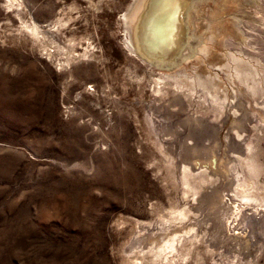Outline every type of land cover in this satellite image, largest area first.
<instances>
[{"label":"rangeland","instance_id":"1","mask_svg":"<svg viewBox=\"0 0 264 264\" xmlns=\"http://www.w3.org/2000/svg\"><path fill=\"white\" fill-rule=\"evenodd\" d=\"M19 1L17 7L0 0V264H168L125 249L140 223L190 205L211 180L201 173L188 186L180 181L176 153L169 150L165 158L160 152L152 106L159 104L158 123L186 110L219 116L215 137L225 157L234 89L226 72L233 74L231 53L252 63L257 79L263 72L264 0H204L194 25L202 38L197 53L174 66L129 44L130 36L138 39L130 14L139 0ZM240 21L252 27V39L237 29ZM25 23L38 25L40 36ZM229 37L251 41V54L225 45ZM199 71L214 75L225 108L209 105L200 86L176 89L175 81ZM177 93L186 110L173 106L164 118L167 100ZM246 98L252 128L244 137L260 164L253 186L264 208V110ZM175 136L168 135L172 144ZM247 223L245 230L256 235ZM242 224L236 220L234 231ZM207 229L200 240L183 241L182 255L173 256L177 264H264V229L246 249L256 257L237 245L229 250L228 241L209 248Z\"/></svg>","mask_w":264,"mask_h":264},{"label":"bare ground","instance_id":"2","mask_svg":"<svg viewBox=\"0 0 264 264\" xmlns=\"http://www.w3.org/2000/svg\"><path fill=\"white\" fill-rule=\"evenodd\" d=\"M7 1L12 5L15 4L17 7L20 6L21 3L19 0ZM139 2L140 8H136L134 12V4L132 8L134 14H130L132 15V27L136 30V38H138L135 40L133 37L135 35H129L128 42L132 48H141V51L145 49L147 52L150 50L156 53L160 58L170 60L173 66L183 58L185 59V56H192L197 53L202 38L200 35L194 33V25L195 19L197 20V18H199L198 15L196 16V10H198V7L204 0H139ZM256 10L258 11L257 8L252 10L253 13H257ZM249 11L251 13V9L248 10V12ZM202 24H204V22ZM236 25L237 29L244 35L243 37L246 38L249 36L250 39L253 38V35H251L252 27L248 23L240 21ZM25 27L30 30L29 33L31 32L34 37L40 36L41 31L38 25L34 23L31 25L25 23ZM236 36L233 37L236 38ZM231 38L229 37L226 39L225 45L242 52V54H247L251 51V41L243 43L242 41L236 42L234 40V42ZM150 51L148 55L151 57L152 54H150ZM241 60L242 59H239V57H234L231 53V61L234 64L232 66L233 74L231 73V76L226 72L227 78H229L228 80L231 78L230 81H232L234 89H232V99L230 100L231 102H229L233 117V123L231 125L232 131L228 133V138L226 140L228 151H225V157H220L219 147L221 145L219 146L220 142H218V137H215L218 120L220 121L221 119L219 116H216V118H206L193 111H187L184 109L186 107L184 104L185 100H183L184 97L178 93L172 100H167V105L164 106L165 112L163 117L165 118L168 116V111L174 108L179 109L180 112H182L183 109L186 110L187 113L184 112L186 114L184 117L181 115L182 118L176 117L177 119L174 121H170L169 119V121L164 120V122L158 123L157 119H159L158 117L160 116H158L156 112L157 104L152 106L153 110L151 113L154 114L153 119L156 127H158L161 139L160 152L165 158L169 150L176 153L177 165L180 170V175L178 176L180 181L182 180L183 183L188 186V182L197 178L201 173L211 181H209L208 186L202 193L200 195L198 194L197 198L192 199L190 205H185L181 209L174 211L166 219H161L160 217V219H156L153 222L140 223V226L137 227L133 235L131 243H126V245L129 244V247H126L125 253L135 249L134 254L136 255L149 252L155 259L163 257L167 260L168 264H177L180 259H178L177 262L174 260L175 258H173V256L182 255L180 249L183 241L200 240L198 238L204 228L209 229H207V233H204V236L206 237L207 246L209 248L212 247V249H217L225 245L224 243L228 241L227 244L231 246L229 250H234L239 246L241 250L245 249V251H247L248 244L251 243L250 241H252V239L256 242L262 237L261 231L264 229V208L259 207L260 202L257 204L256 201L261 199L263 194L256 193L255 187L253 186V184L255 185L256 177L261 173V168L256 157L250 152V143L244 135L250 132L249 130L252 128V123H248L247 120L248 115L246 114L247 108L245 105L248 101L246 97L253 99L254 105L264 110V69L262 70L263 72H260L259 79H257L256 76L258 71L250 67L252 63H247L246 60H242L244 63L248 64L246 65L242 63ZM254 61L255 58L253 59V63ZM243 64L248 68L247 71ZM227 65L228 63L226 64L225 62L221 67H223V69L228 68ZM182 69H179V71H182ZM182 76L181 73V77ZM213 77L210 73H207L205 76L199 71L196 73V76H189V78L184 76V81H175L174 86L176 89H182L181 86L184 84L200 86L206 92L204 97L207 99L209 105L213 106L216 104L215 106L220 107V109L225 108L224 106H227V100L225 101L223 97L224 92L220 94L222 97H217L220 92H218L219 89H217V83H215V77ZM161 80L156 83H160ZM233 81L238 82L240 87H238V85L237 88H235ZM160 89L161 88L158 87L156 91ZM173 106L176 107L172 109ZM181 127L183 128L181 129ZM178 130L179 132H177ZM174 134L176 135V139L175 142L173 141L174 144H172L168 135L173 136ZM209 135L212 136L213 139L206 137ZM256 186L258 187V185ZM236 220H241L243 223L240 225L241 227L238 228V231H234L235 227L233 226ZM246 223L254 226L256 230V235L254 234L257 238L256 240L252 232H248L250 230H245L244 224ZM207 224H209V226ZM254 241L252 243H254ZM257 250H259V248H257ZM247 252L251 254L253 251L249 250ZM253 253L256 257L255 252ZM219 259V254H217L215 261H220ZM130 264H137V262L132 261Z\"/></svg>","mask_w":264,"mask_h":264}]
</instances>
